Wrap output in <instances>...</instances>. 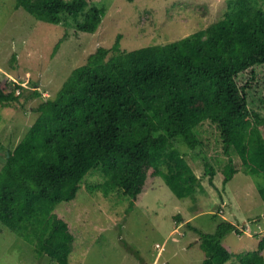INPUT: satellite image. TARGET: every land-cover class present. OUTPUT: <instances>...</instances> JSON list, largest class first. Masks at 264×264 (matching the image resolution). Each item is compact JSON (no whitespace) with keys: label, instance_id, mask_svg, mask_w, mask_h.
I'll list each match as a JSON object with an SVG mask.
<instances>
[{"label":"trees","instance_id":"trees-1","mask_svg":"<svg viewBox=\"0 0 264 264\" xmlns=\"http://www.w3.org/2000/svg\"><path fill=\"white\" fill-rule=\"evenodd\" d=\"M92 1L16 0L14 8L52 24L68 17L74 32L93 33L106 10ZM119 40L97 47L37 105L15 146L3 150L0 141V226L59 264H73L76 235L56 205L80 188L96 199L127 196L120 201L128 204L124 212L156 177L178 198L192 196L201 183L179 144L188 151L219 146L227 157L223 184L240 169L264 176V2L226 0L216 21L165 44L121 50ZM22 92L19 81H1L0 106L19 101ZM206 124L208 140L199 129ZM204 170L212 181L213 165L205 162ZM187 226L199 235L198 264H264V235L256 249L235 258L223 237L241 233L237 225L222 219L212 233Z\"/></svg>","mask_w":264,"mask_h":264},{"label":"rangeland","instance_id":"rangeland-1","mask_svg":"<svg viewBox=\"0 0 264 264\" xmlns=\"http://www.w3.org/2000/svg\"><path fill=\"white\" fill-rule=\"evenodd\" d=\"M15 1L0 0V82L19 81L23 92L19 101L0 106L3 150L20 141L36 117L37 105L53 97L72 70L84 64L97 47L110 48L118 35L121 50L165 44L205 28L221 17L226 7V0H95L91 4L103 7L105 15L93 33L80 34L74 32L72 19L63 17L59 24L39 21L22 7L15 9ZM65 31L68 36L54 51ZM34 89L40 95L32 96ZM199 129L204 138L211 137L210 125ZM174 143L179 144L178 140ZM178 146L186 151L201 183L192 196L178 198L156 177L143 186L126 212L128 204L120 201H127V196L116 193L109 199L103 195L96 199L84 188L70 202L56 205L76 235L70 244L69 262L198 264L203 258L197 246L199 235L189 229L188 221L205 233L214 232L222 219L237 225L241 233L229 232L223 237L235 258L256 249L258 236L264 235V198L259 191L264 190V176L240 169L223 184L227 157L219 146L211 143L193 151ZM207 161L215 169L212 181L204 170ZM2 163L0 157V167ZM0 264L59 263L47 255L39 257L32 244L4 227ZM224 264L238 263L233 259Z\"/></svg>","mask_w":264,"mask_h":264}]
</instances>
